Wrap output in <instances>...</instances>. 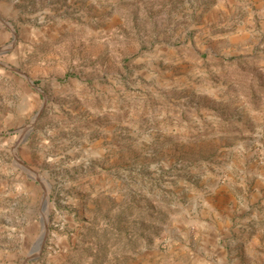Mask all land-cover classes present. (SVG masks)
Returning <instances> with one entry per match:
<instances>
[{"label":"rangeland","instance_id":"1","mask_svg":"<svg viewBox=\"0 0 264 264\" xmlns=\"http://www.w3.org/2000/svg\"><path fill=\"white\" fill-rule=\"evenodd\" d=\"M0 264H264V0H0Z\"/></svg>","mask_w":264,"mask_h":264},{"label":"water","instance_id":"2","mask_svg":"<svg viewBox=\"0 0 264 264\" xmlns=\"http://www.w3.org/2000/svg\"><path fill=\"white\" fill-rule=\"evenodd\" d=\"M40 114V112H38L35 117L33 118V123L34 121L36 120V118L38 117V115ZM26 168V167H25ZM44 200H47V197L45 196ZM45 236H46V229H45V225H44V228H43V231H42V234H41V237H40V241H39V248H38V251L40 250L41 248V244L42 242L44 241L45 239ZM29 258L26 259V261L28 260Z\"/></svg>","mask_w":264,"mask_h":264},{"label":"bare ground","instance_id":"3","mask_svg":"<svg viewBox=\"0 0 264 264\" xmlns=\"http://www.w3.org/2000/svg\"><path fill=\"white\" fill-rule=\"evenodd\" d=\"M46 201V200H45ZM46 213H47V204L46 202L44 203V206H43V214H42V225H43V228H44V225H45V222H46ZM38 248V246L34 249V251Z\"/></svg>","mask_w":264,"mask_h":264}]
</instances>
